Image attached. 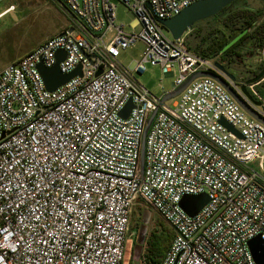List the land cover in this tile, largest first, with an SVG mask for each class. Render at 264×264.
Returning a JSON list of instances; mask_svg holds the SVG:
<instances>
[{"label": "built area", "instance_id": "built-area-1", "mask_svg": "<svg viewBox=\"0 0 264 264\" xmlns=\"http://www.w3.org/2000/svg\"><path fill=\"white\" fill-rule=\"evenodd\" d=\"M115 1L136 17L131 33L115 23L111 0H58L70 27L0 70V264H130L136 203L173 230L161 264H255L248 241L264 239V125L213 78L193 80L167 106L133 77L157 66L175 89L198 72L221 74L217 56L189 51L155 21L200 0ZM137 41L140 59L125 69L120 52ZM58 50L59 71L80 66V76L50 92L37 65L53 67ZM226 84L264 118L239 83ZM257 84L246 89L264 105ZM199 194L208 202L188 216L179 202Z\"/></svg>", "mask_w": 264, "mask_h": 264}, {"label": "rangeland", "instance_id": "rangeland-1", "mask_svg": "<svg viewBox=\"0 0 264 264\" xmlns=\"http://www.w3.org/2000/svg\"><path fill=\"white\" fill-rule=\"evenodd\" d=\"M111 2L115 5V23L123 25L124 31L131 33V25L134 23L136 17L126 6L118 1L111 0ZM10 6H12V9H9L0 18V70L8 63L16 61L45 40L58 35L71 25V20L66 10L58 0H0V13ZM241 7L259 10L263 12L264 18V4L258 0H238L237 3L232 5V8ZM216 23L215 20L209 19L199 22L197 26L201 30H207L209 27L213 30L221 29ZM138 30L139 27L134 32ZM162 32L166 37L171 38L164 28H162ZM143 49L144 45L140 41H137L126 50L120 52L118 58L119 64L125 69L130 68L134 62L140 59ZM261 55V52L255 51L244 55L240 51L238 57L234 59V63L241 67V70H253L256 74L262 67ZM223 60L228 62L229 57ZM133 77L155 97L162 98L161 88L167 92L174 90L172 86L174 77L163 75L157 66H149L147 64L145 65L144 73L140 75L135 74ZM255 91L264 96V78L255 86ZM177 100L178 96L166 101L165 105L172 106ZM144 210L150 212V217L143 243L148 232H150L156 222H163L162 217L154 208L146 203H136L129 219L130 242H128L129 245L127 246L126 261L130 264H148L147 260H145V254H141L142 250L139 252L137 250L134 253ZM135 224H137V227L131 230Z\"/></svg>", "mask_w": 264, "mask_h": 264}, {"label": "water", "instance_id": "water-1", "mask_svg": "<svg viewBox=\"0 0 264 264\" xmlns=\"http://www.w3.org/2000/svg\"><path fill=\"white\" fill-rule=\"evenodd\" d=\"M237 0H200L192 3L191 5L184 8L178 15L173 16L168 19H159L155 17V21L164 28L169 34L170 37L173 40L180 39L188 32V30L197 22L206 20L208 18H211L215 15H217L219 12H221L224 8H226L231 3L235 2ZM261 3L264 4V0H258ZM149 8V4H147ZM64 52L62 50H58L55 53L56 57V64L53 67L45 68L41 64L37 65V69L41 75V78L43 80L45 89L47 91H54L58 87L64 85L67 83L71 78L75 76H80V66H78L75 70H73L70 73L62 74L57 64L64 59ZM263 65L260 70V72L253 77L252 79L246 81L241 87V92L244 94V96L252 102L253 105L256 107L261 108V110L264 112V105H262L260 102L255 101L251 95L248 93L246 86L258 83L264 78V50H263ZM217 68L224 72L223 67L216 63ZM100 71L96 73V76H98ZM226 76L232 80H234V76L231 74H226ZM200 77H210L215 79L217 82L223 85V87L227 90V92L233 97V99L239 104V106L253 119L257 120L258 122L262 123L264 125V118L259 116L257 113H255L251 108H249L234 92L229 88V86L226 84V82L218 77L215 74L208 73V72H198L195 74H192L189 76L186 81L179 87L175 88L174 90L168 92L165 96L161 98V102L165 103L166 101L178 96L179 93H181L186 86L192 82L193 80L200 78ZM131 109V103L128 102L126 106L120 111L119 115L122 118H126L129 111ZM155 112L151 114L149 117L141 144V156H140V163L141 167L143 164V149H144V137L145 134L150 126V123L152 121V118L154 116ZM220 123L226 127L228 131H231L232 133L237 134V132L231 127V125L227 124L225 121L221 120ZM208 202V196L205 194H199V195H185L181 198L179 202L180 208L188 215V216H194L196 215L202 207ZM150 212L147 210H144L142 213V219H141V225L137 236V243L134 247V253L141 250V245L143 244V239L145 237L146 229H147V223L149 221ZM264 239H261L259 236L254 237L253 239L248 241V248L249 251L253 257V260L255 264H264V252L261 251V247H264Z\"/></svg>", "mask_w": 264, "mask_h": 264}, {"label": "trees", "instance_id": "trees-1", "mask_svg": "<svg viewBox=\"0 0 264 264\" xmlns=\"http://www.w3.org/2000/svg\"><path fill=\"white\" fill-rule=\"evenodd\" d=\"M237 2L238 0L206 19L215 20L221 29L213 30L209 27L201 30L197 26L199 22L195 23L183 36L185 47L203 57L217 56L220 60L229 57L231 62L235 61L240 51L244 55L252 51L261 52L264 49L263 12L247 7L232 8ZM164 222H156L141 245V254H145L148 264H161L170 246L173 230ZM136 227L137 224L131 230Z\"/></svg>", "mask_w": 264, "mask_h": 264}, {"label": "flooded vegetation", "instance_id": "flooded-vegetation-1", "mask_svg": "<svg viewBox=\"0 0 264 264\" xmlns=\"http://www.w3.org/2000/svg\"><path fill=\"white\" fill-rule=\"evenodd\" d=\"M218 64H220L223 69H224V72H221V74L218 76L220 77L221 79H223L226 83H227V79L231 80L232 82H236V83H239L240 86H242L246 81L252 79L253 77H255L257 75L258 72H260V70H258L256 72V74L253 72V70H241L236 63L234 62H231L228 60L227 61H224V60H220L218 59ZM263 65V62L261 61V66ZM260 66V64H259ZM226 74H231L234 76V80L228 78L226 76ZM240 74V75H239Z\"/></svg>", "mask_w": 264, "mask_h": 264}, {"label": "crops", "instance_id": "crops-1", "mask_svg": "<svg viewBox=\"0 0 264 264\" xmlns=\"http://www.w3.org/2000/svg\"><path fill=\"white\" fill-rule=\"evenodd\" d=\"M6 12H7V11H6ZM6 12H5V13H6ZM26 54H27V53H26ZM166 76L171 77V75H166ZM161 90H162V95H163V96H165L168 92H170V91H168V92L165 91L163 88H161ZM163 96H162V97H163Z\"/></svg>", "mask_w": 264, "mask_h": 264}, {"label": "snow or ice", "instance_id": "snow-or-ice-1", "mask_svg": "<svg viewBox=\"0 0 264 264\" xmlns=\"http://www.w3.org/2000/svg\"><path fill=\"white\" fill-rule=\"evenodd\" d=\"M262 243H264V242H262ZM261 251L264 252V247H261Z\"/></svg>", "mask_w": 264, "mask_h": 264}]
</instances>
